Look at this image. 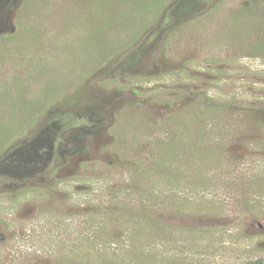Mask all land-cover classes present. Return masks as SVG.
Instances as JSON below:
<instances>
[{
    "label": "rangeland",
    "instance_id": "374dc122",
    "mask_svg": "<svg viewBox=\"0 0 264 264\" xmlns=\"http://www.w3.org/2000/svg\"><path fill=\"white\" fill-rule=\"evenodd\" d=\"M264 0H0V264H264Z\"/></svg>",
    "mask_w": 264,
    "mask_h": 264
},
{
    "label": "trees",
    "instance_id": "16d2710c",
    "mask_svg": "<svg viewBox=\"0 0 264 264\" xmlns=\"http://www.w3.org/2000/svg\"><path fill=\"white\" fill-rule=\"evenodd\" d=\"M263 17H264V8H263Z\"/></svg>",
    "mask_w": 264,
    "mask_h": 264
}]
</instances>
